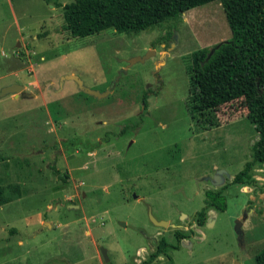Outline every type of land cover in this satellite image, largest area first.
<instances>
[{
	"label": "rangeland",
	"instance_id": "rangeland-1",
	"mask_svg": "<svg viewBox=\"0 0 264 264\" xmlns=\"http://www.w3.org/2000/svg\"><path fill=\"white\" fill-rule=\"evenodd\" d=\"M71 1L0 0V90L34 94L0 98V264H256L264 163L249 184L232 183L252 158L254 124L240 100L216 111L217 125L191 117L192 54L231 37L220 1L84 37L54 6ZM216 191L224 211L207 195ZM161 239L165 253L149 262Z\"/></svg>",
	"mask_w": 264,
	"mask_h": 264
},
{
	"label": "trees",
	"instance_id": "trees-1",
	"mask_svg": "<svg viewBox=\"0 0 264 264\" xmlns=\"http://www.w3.org/2000/svg\"><path fill=\"white\" fill-rule=\"evenodd\" d=\"M210 1L213 0H73L64 5L55 2L54 6L62 9L64 29L71 36L84 37L106 28H113L118 33L152 29ZM219 1L231 37L192 54L191 88L198 93L200 108L198 112L193 111L191 117L200 126L203 115L210 125H217L213 120L216 111L241 101L247 117L254 124L257 138L252 144V158L236 173L232 183L249 184L253 166L264 163V0ZM170 34L168 32V36ZM147 93L143 97L144 103ZM207 195L215 208L226 209V199L220 191L207 192ZM1 203L4 201L0 199ZM204 210L198 213L199 225L204 222ZM16 231L9 229L10 233ZM176 236L180 238V232H176ZM166 246L167 242L161 239L149 262L159 253H165ZM255 261L264 264V248L256 254ZM168 264H173L170 257Z\"/></svg>",
	"mask_w": 264,
	"mask_h": 264
},
{
	"label": "water",
	"instance_id": "water-1",
	"mask_svg": "<svg viewBox=\"0 0 264 264\" xmlns=\"http://www.w3.org/2000/svg\"><path fill=\"white\" fill-rule=\"evenodd\" d=\"M65 78H69V79H73L77 82L79 88L89 94V95H92V96H95L97 98H102L104 96H106L108 93H109V90H106L104 92H99L97 90H93V89H89L87 87H85L82 83V81L80 80V78L76 75H67L65 76ZM10 93H14L15 96H31V95H34L33 93H29V92H25L24 91V86L21 85V84H12V85H9V86H6V87H3L1 90H0V98L5 96L6 94H10ZM148 215H149V218L150 220L155 224V225H158V226H166L168 224V221L166 220H157L151 210L149 209L148 210ZM100 252H101V255L103 257V259L105 260H108V256H107V252H106V249L103 248V247H100Z\"/></svg>",
	"mask_w": 264,
	"mask_h": 264
},
{
	"label": "crops",
	"instance_id": "crops-1",
	"mask_svg": "<svg viewBox=\"0 0 264 264\" xmlns=\"http://www.w3.org/2000/svg\"><path fill=\"white\" fill-rule=\"evenodd\" d=\"M37 83V82H36ZM20 245H23L24 241L23 240H18Z\"/></svg>",
	"mask_w": 264,
	"mask_h": 264
}]
</instances>
